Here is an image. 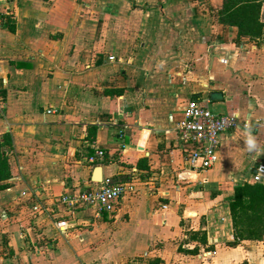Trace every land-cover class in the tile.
<instances>
[{
	"label": "crops",
	"instance_id": "1",
	"mask_svg": "<svg viewBox=\"0 0 264 264\" xmlns=\"http://www.w3.org/2000/svg\"><path fill=\"white\" fill-rule=\"evenodd\" d=\"M0 4V264H264L230 207L264 185V28L221 24L224 0ZM191 99L242 122L198 177L176 148ZM98 167L134 192L112 215L68 211L58 197Z\"/></svg>",
	"mask_w": 264,
	"mask_h": 264
},
{
	"label": "built area",
	"instance_id": "2",
	"mask_svg": "<svg viewBox=\"0 0 264 264\" xmlns=\"http://www.w3.org/2000/svg\"><path fill=\"white\" fill-rule=\"evenodd\" d=\"M1 1L3 0H0V3ZM8 11H11L9 6L0 4V20L2 16L7 15L5 12ZM109 60L114 61L115 58L112 57ZM48 113H52V110ZM241 124L237 115L217 114L199 101L191 99L176 128V148L185 156L187 171L199 176L214 168L219 160L222 137L234 132ZM103 157L104 152L98 150L94 156L86 158L85 162L94 165ZM262 176H264V165L258 164L254 168L255 180L260 181ZM132 192L134 187L130 183L104 178L99 183H92L78 194L61 195L58 201L67 207L68 211L82 207L95 211L98 216L112 215L120 200ZM33 211L43 214L46 211L45 205L37 203Z\"/></svg>",
	"mask_w": 264,
	"mask_h": 264
},
{
	"label": "trees",
	"instance_id": "3",
	"mask_svg": "<svg viewBox=\"0 0 264 264\" xmlns=\"http://www.w3.org/2000/svg\"><path fill=\"white\" fill-rule=\"evenodd\" d=\"M263 3L264 0H224L220 23L238 27L240 37L258 38L264 28V23L260 21ZM0 165L6 168V160L0 158ZM230 207L234 230L239 240L264 238V185L238 186Z\"/></svg>",
	"mask_w": 264,
	"mask_h": 264
},
{
	"label": "water",
	"instance_id": "4",
	"mask_svg": "<svg viewBox=\"0 0 264 264\" xmlns=\"http://www.w3.org/2000/svg\"><path fill=\"white\" fill-rule=\"evenodd\" d=\"M101 180H102V177H101V168L98 167V168L96 169V172H95V175H94V181H95L96 183H99V182H101Z\"/></svg>",
	"mask_w": 264,
	"mask_h": 264
},
{
	"label": "bare ground",
	"instance_id": "5",
	"mask_svg": "<svg viewBox=\"0 0 264 264\" xmlns=\"http://www.w3.org/2000/svg\"><path fill=\"white\" fill-rule=\"evenodd\" d=\"M190 175H194L195 177H198L196 174L192 173V172H188Z\"/></svg>",
	"mask_w": 264,
	"mask_h": 264
},
{
	"label": "clouds",
	"instance_id": "6",
	"mask_svg": "<svg viewBox=\"0 0 264 264\" xmlns=\"http://www.w3.org/2000/svg\"><path fill=\"white\" fill-rule=\"evenodd\" d=\"M251 143H252V142H251V141H249V144H250V145H251Z\"/></svg>",
	"mask_w": 264,
	"mask_h": 264
}]
</instances>
